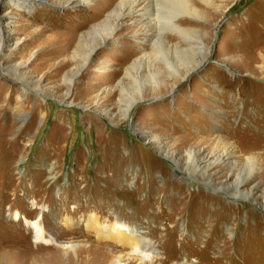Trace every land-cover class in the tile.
<instances>
[{
  "label": "rangeland",
  "instance_id": "obj_1",
  "mask_svg": "<svg viewBox=\"0 0 264 264\" xmlns=\"http://www.w3.org/2000/svg\"><path fill=\"white\" fill-rule=\"evenodd\" d=\"M119 1L29 0L25 8L0 0L7 15L0 62L9 67H0V264H139L128 259L127 245L88 231L94 213L149 240L160 254L152 264H264V208L181 174L134 132H157L183 158L190 147L202 148V165L216 146L227 149L224 142L236 147L242 166L256 152L261 167L243 189L256 185L264 200V67L253 60L264 53V0H197L209 19L184 22L204 30L207 59L162 95L147 89L131 116L113 124L94 104L100 99L102 109L121 113L116 83L144 41L121 30L98 46L70 97L62 79L80 66L73 51L82 35ZM213 170L231 181L232 169ZM42 206L41 221L57 244L35 243V230L9 216L20 209L32 221ZM80 240L95 243L80 258L61 246Z\"/></svg>",
  "mask_w": 264,
  "mask_h": 264
},
{
  "label": "bare ground",
  "instance_id": "obj_2",
  "mask_svg": "<svg viewBox=\"0 0 264 264\" xmlns=\"http://www.w3.org/2000/svg\"><path fill=\"white\" fill-rule=\"evenodd\" d=\"M10 1L25 8L30 5H27L29 0H8V2ZM46 1L48 2L49 0ZM94 1L95 0H83L85 6H89L94 3ZM199 1L205 6L216 5L215 0ZM71 2L72 0H68L67 3L69 4ZM24 4L25 6H23ZM208 13L209 10H206L197 0H120L116 6L108 11L104 19L94 23L86 35H82L79 44L74 49L73 58L78 59L77 57L80 55L81 61L78 68L73 69L70 74H67L64 79H62L63 84L67 87V97L71 96V88L75 87L77 78L83 73L82 71L90 66L93 60V54L95 53L94 51L97 47L106 46L109 42L120 38L118 36L119 31L130 30L131 35L144 41V44L142 45L143 53L129 63L125 68L124 76L116 83L115 88L120 91L117 103L119 104L121 113L118 114L107 109H102L100 106V99L96 101V104H94L96 106L93 108L94 111L100 113V115L106 118L110 123L116 124L119 123L121 119L126 120L131 116L134 106L138 102L147 99V89L150 88L151 91L153 90L155 96L162 95V89L165 88V86L170 85L173 87L177 85L181 79L187 77L189 72L196 70V68L207 59L210 53V45H206L204 30L198 25H190V23L184 21L187 18L188 20L202 22L203 20L209 19ZM5 16L7 15L0 13V28L5 24ZM126 20L128 22H126ZM171 35H175V40H169ZM7 40V36L1 38L2 46H6L5 43ZM145 46H149L150 49L147 51ZM256 59H259L258 63L260 67H264V53L260 54L258 57L255 56L253 59L254 62ZM248 64L249 66L247 67L251 68V64ZM0 67H3L5 71L6 69L9 70V67L4 66L2 62H0ZM147 71L149 74H146ZM37 89L43 91L41 88ZM24 91L26 92V89H24ZM44 94L48 96L46 92ZM73 102L72 100L71 103ZM85 106L88 107V105H82L81 107L84 108ZM119 115H121V119L118 117ZM18 116L22 117L19 113ZM134 132L141 137L145 136L147 140L146 143L152 146L163 158H166L170 162L172 161L181 174L191 176L202 182L205 186L209 188L213 187L215 191L227 193V195H231L232 197H240L243 200L255 201L256 205L264 208V200L258 201L255 196L256 185L243 189V187L247 186V182L251 179L250 177L255 176V173H257L261 167L259 165L260 159L256 152L249 153L246 165L242 166L243 162L240 161L238 157H235L237 154L235 151L236 147H234L232 143L224 142V147L227 149L223 152H219L216 146L214 151L209 154L208 158H210V155L213 156L210 164L202 165L201 160L204 158L201 157L202 148L190 147V150L187 152V158L185 157V159L177 149L164 141L157 132L150 131V133H148L143 129L139 131L135 130ZM221 165L225 166L226 169H232V173H230L231 181L228 180V177L221 181L218 180L219 178H217L216 171H214L213 168ZM259 188L260 187H257V189ZM44 208L45 206H42L41 210ZM9 216L13 220H23L30 230H35V243H56L55 241L57 238H49L47 236V230L41 221L44 216L43 210L40 211V214L32 221H30L31 219L29 216L20 209H15L14 212L9 213ZM86 228L90 232H95L102 240L115 241L130 247L127 251L128 259H139V264H145L147 261H150V264H152L155 259H160V254L151 250V243L149 240L142 238V236L139 237L134 227H130L129 224L120 220L117 221L115 219V221L111 223H104L100 220L99 216L94 213L91 214L86 221ZM94 245L95 243L88 244L81 240L61 244L65 249L74 251V253L78 255V258L82 255L80 254L81 250V253L84 250H90L91 248L89 247ZM98 246L100 248V245ZM100 249H102V247ZM94 255L95 253L93 256ZM94 259H96V256ZM120 260L121 258H117L114 264H121L119 263ZM94 264H96V262Z\"/></svg>",
  "mask_w": 264,
  "mask_h": 264
}]
</instances>
